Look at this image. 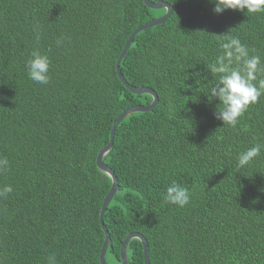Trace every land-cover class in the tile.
<instances>
[{"label": "trees", "instance_id": "obj_1", "mask_svg": "<svg viewBox=\"0 0 264 264\" xmlns=\"http://www.w3.org/2000/svg\"><path fill=\"white\" fill-rule=\"evenodd\" d=\"M150 1L172 14L136 36L121 72L159 102L122 121L103 159L119 180L104 217L106 261L122 264L125 238L140 233L150 264H264V154L238 167L241 152L264 143V97L231 127L204 93L219 35L231 31L264 60V13ZM165 14L144 0H0V156L10 162L0 187L13 186L0 198V264H47L52 255L57 264H101L113 181L97 158L118 116L153 102L125 87L117 61L138 27ZM37 49L51 60L46 85L25 68ZM173 181L190 190L188 205L165 202ZM127 257L145 264L140 240Z\"/></svg>", "mask_w": 264, "mask_h": 264}, {"label": "clouds", "instance_id": "obj_2", "mask_svg": "<svg viewBox=\"0 0 264 264\" xmlns=\"http://www.w3.org/2000/svg\"><path fill=\"white\" fill-rule=\"evenodd\" d=\"M214 5L216 14H223L226 10L240 11L247 14L264 13V0H209ZM220 53L208 67L213 79L205 86L209 101L218 100L214 113L216 119L223 125L236 127L240 118L248 108L264 97V60L259 54H251L249 48L241 42L238 36L219 35ZM40 39V33H36ZM64 38H57V47L61 46ZM51 60L46 53L33 50L26 61V71L29 79L46 85L50 82ZM207 79V78H205ZM264 154V143L257 142L252 147L241 152L238 156V167L244 168L255 158ZM10 169L7 157L0 156V174ZM13 192L12 185L0 187V198H6ZM191 192L182 184L173 181L164 194L166 203L184 207L190 203ZM47 264H57L54 255L48 257Z\"/></svg>", "mask_w": 264, "mask_h": 264}, {"label": "water", "instance_id": "obj_3", "mask_svg": "<svg viewBox=\"0 0 264 264\" xmlns=\"http://www.w3.org/2000/svg\"><path fill=\"white\" fill-rule=\"evenodd\" d=\"M145 4L154 10H162V9H166V14L160 18L157 19H153L149 22H147L146 24H144L141 27H138L130 36V38L128 39V41L125 44V47L123 48L118 61H117V73L118 76L120 78V80L122 81V83L125 85V87L127 89H129L132 93L137 94V95H143V94H148L151 95L153 97V102L146 106V105H137V106H133L130 108H127L126 110H124L119 116L118 118L115 120L112 130H111V137H110V142L100 151L98 158H97V165L98 168L105 174H107L113 181L112 187L110 192L108 193V195L106 196L103 205H102V209H101V225L102 228L105 232V242L101 251V256H100V262L101 264H108L106 261V254L108 251V248L110 246L111 243V236L109 233V230L107 228V226L105 225L104 222V217H105V213L110 205V203L112 202V200L114 199L117 191L119 190V180L115 174V172L109 167L107 166L104 162L103 159L104 157L111 151V149L113 148V144H114V138H115V134H116V130L118 128V126L122 123V121L128 117L131 114L134 113H138V112H149L152 109L155 108V106L158 104L159 102V97L158 94L151 88H147V87H134L131 86L124 78L122 72H121V63L122 60L124 59V57L127 55V53L129 52L132 43L134 41V39L136 38V36L138 34H140L142 31L153 28L155 26L164 24L169 17L172 14V7L170 4L162 2V1H158V2H151L150 0H144ZM133 239H138L142 242L143 246H144V259H145V264H150V247L148 244V241L146 240V238L140 234V233H131L129 234L121 247V260H122V264H128V257H127V247L128 244L133 240Z\"/></svg>", "mask_w": 264, "mask_h": 264}]
</instances>
